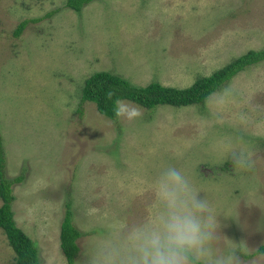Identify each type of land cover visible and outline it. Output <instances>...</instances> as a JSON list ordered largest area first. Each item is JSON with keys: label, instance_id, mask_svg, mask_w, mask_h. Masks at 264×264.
I'll use <instances>...</instances> for the list:
<instances>
[{"label": "rangeland", "instance_id": "obj_1", "mask_svg": "<svg viewBox=\"0 0 264 264\" xmlns=\"http://www.w3.org/2000/svg\"><path fill=\"white\" fill-rule=\"evenodd\" d=\"M65 2L0 0V132L7 175H24L13 185L12 210L42 264H68L60 246L66 203L83 232L75 264H84V245L96 231L147 211L151 177L167 163L188 167L226 213L245 194L264 204V60L203 104L148 109L124 99L139 111L128 120L81 102L85 80L96 71L137 85L187 87L251 49H264V0H92L80 12ZM225 89L231 99L217 122L209 110ZM241 110L249 117L243 129L233 120ZM241 132L256 159L246 173L210 147L217 136ZM238 212V219L218 217L220 231L242 242L239 264H264V253L255 254L264 244V209L242 197ZM0 264H15L2 228Z\"/></svg>", "mask_w": 264, "mask_h": 264}, {"label": "clouds", "instance_id": "obj_2", "mask_svg": "<svg viewBox=\"0 0 264 264\" xmlns=\"http://www.w3.org/2000/svg\"><path fill=\"white\" fill-rule=\"evenodd\" d=\"M230 99L231 90L220 92L210 107V118L220 122ZM114 114L132 120L139 111L117 98ZM248 119L246 111L233 113L241 129ZM210 147L238 172L255 168L254 149L242 132L217 136ZM150 190L151 199L142 216L118 218L93 234L84 245V264H239L242 242L237 244L221 233L218 217L238 219L242 197L249 205L264 209L257 198L241 195L226 213L215 194L198 183L188 167L176 163L164 164L155 171ZM202 192L207 195L201 196Z\"/></svg>", "mask_w": 264, "mask_h": 264}, {"label": "trees", "instance_id": "obj_3", "mask_svg": "<svg viewBox=\"0 0 264 264\" xmlns=\"http://www.w3.org/2000/svg\"><path fill=\"white\" fill-rule=\"evenodd\" d=\"M92 0H66L64 7L80 12ZM52 10L46 14L50 16ZM34 20H37L34 19ZM28 19L19 23L15 34H20L26 27ZM264 60V49H251L234 58L209 75L200 76L187 87L164 85L159 81H151L146 85H137L125 77L109 71H96L90 74L84 83L81 102L92 101L100 113L115 119L114 100L128 99L137 104L154 109L159 105L189 106L203 104L209 95L216 92L222 85L231 80L246 67ZM111 93V95H110ZM24 179V175L9 177L6 172V157L3 138L0 132V228L7 235L8 242L15 253V264H42L39 247L36 242L17 225L12 210L14 201L13 185ZM66 210L60 229V246L68 264H75L79 254L78 239L83 232L73 221L70 202L65 204ZM264 253V244L260 245L255 254Z\"/></svg>", "mask_w": 264, "mask_h": 264}]
</instances>
